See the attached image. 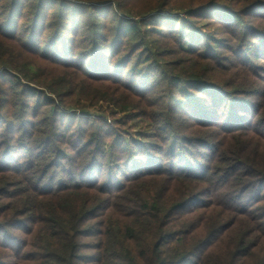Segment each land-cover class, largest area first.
Returning <instances> with one entry per match:
<instances>
[{
	"label": "trees",
	"instance_id": "16d2710c",
	"mask_svg": "<svg viewBox=\"0 0 264 264\" xmlns=\"http://www.w3.org/2000/svg\"><path fill=\"white\" fill-rule=\"evenodd\" d=\"M73 1L0 2V11L21 5L19 16L28 17L33 25L39 23L41 35L47 28L62 29L65 14L71 12L75 19L86 14L82 7L96 16L101 13L116 29L93 22L86 42L92 48L84 57L75 50L61 53L65 41L59 34L44 46L41 40L36 42V50H28L29 57L42 59L45 69L28 81L50 94L32 92L34 102L22 100L27 86L0 75V99L13 113L11 121L0 122V264H264V88L253 87L264 66L246 56L243 47L250 34L240 30L251 27L245 20L250 15L264 24V16L252 12L264 11V0ZM50 5L59 16L47 23L42 17ZM202 10L235 26L233 38L241 48L227 71L234 75L240 67L248 75L222 83L218 76L215 81V69L206 75L193 71L189 86L196 93L205 92L207 98L183 91L180 85L185 80L171 75L168 81L180 89L178 98L188 102L189 112L183 114L185 102L172 106L174 94L162 98L157 107L167 109L161 119L169 126H153L166 134L158 136L161 146L152 156L140 160L144 148L134 142L118 144L120 130L114 133L101 118L63 112L82 99L90 104L102 100L122 111L140 109L139 117L150 121L154 111L146 99L151 96L137 94L121 77L116 79L113 59L122 56L128 77L142 75V66L155 62L157 55L147 42L150 30L141 26L144 17L152 14L170 23L190 22ZM165 12L185 14L186 19ZM72 35L79 34L75 30ZM18 42L16 32L0 31V69L19 68L28 76L27 67L36 63L18 64ZM113 44L110 53L98 54ZM144 48L148 54L143 57ZM41 50L52 52L53 58L40 54ZM62 54L73 58L60 61ZM234 85V92H228ZM50 95L59 101L54 104ZM30 104L34 105L31 122L24 114ZM17 109L23 115H16ZM179 113L190 116L191 122L178 127ZM15 121L28 126H16ZM187 145L205 147L196 155L202 162L182 155Z\"/></svg>",
	"mask_w": 264,
	"mask_h": 264
},
{
	"label": "rangeland",
	"instance_id": "374dc122",
	"mask_svg": "<svg viewBox=\"0 0 264 264\" xmlns=\"http://www.w3.org/2000/svg\"><path fill=\"white\" fill-rule=\"evenodd\" d=\"M4 1L8 0H0V2ZM59 1L60 0H52V5L57 4ZM66 1L75 2L73 0ZM52 5L45 7L43 13L44 16L42 17V19L43 21L47 19V23H49L51 20H58L59 12L54 10ZM21 8V5L19 7L10 6L0 11V31L4 32L5 34H14V32H16V36L19 39L18 44L20 45L19 46L17 44L18 50L15 56L18 64H26V62L32 60L36 63V66L30 64L32 66L27 67L26 70L28 72V76H25L19 68L15 71L11 70L10 72L3 71V68H1L0 75L6 74L7 77H11L12 80H17V82H20V85L27 86L26 94L24 95L22 100L34 102L36 96H32V92H38V95H40L41 92L44 94H48L49 91L44 87H39L37 84L35 85V83L28 81L31 77L34 79L38 74V71L41 74L45 69L43 60L29 57L30 53L28 50L32 51L31 49H35V43L39 40L43 42V46L47 43L53 42L55 40V35L59 34L62 36V43L65 41V45L61 44L63 47L61 53H63L64 49H67L68 51L75 50L76 54H80L84 57L91 51L92 48V46H86L87 39L89 38L88 30H90L91 26H94L92 25L93 22L104 23L106 21L103 19V17H101V13L96 16L93 15L92 11L88 7H82L84 8L82 9V11L86 12V14L78 15L76 19L71 12L65 14L63 18L66 19V22L64 20L62 29L47 28L44 34L41 35V30H39V23L33 25L28 21V17L19 16V11L21 10ZM252 12H258L259 16H264V11L260 10L259 8L253 9ZM162 14L186 19L185 14H171L169 12H165ZM212 16L213 14L211 13V11L202 10L194 14V16L189 19L190 22L171 21L170 23V21L168 20L165 21L166 19H164L163 16L156 17L155 15L149 14L144 17V19H146L144 20V22H142L141 26L142 28L145 27L147 28V30H150V33L147 37V42L151 43V46L157 50V55H155L153 58L156 61L149 63L147 67L146 65H143L142 75H138L135 77L131 75L130 77H128V73L126 71L123 72L124 63L120 62L122 56L120 55L121 57L118 56L113 59V68L116 66V71H114L115 73H113V75L116 79H119V77H121L122 81L131 85V87L137 94L146 92L149 96H151L146 100L148 104L151 105V107H149V110L154 111V113L151 114V117L155 118L156 121H154L151 117L149 118L150 121H147L143 117H139L142 112L140 109L128 108L125 111H122L120 110V108L115 107L112 104L102 100L94 101L92 104H90L88 101L82 99L81 101H79V105H77L76 107H71V109H64L63 112H74L83 119L101 118L108 126H110V128H112L114 133L119 132L118 130H120V140L118 141V144L121 145L134 142V145L136 147L144 148L139 152V154H141L140 160H143L145 157L152 156L155 148L161 146L158 143V136H164L166 134L163 133L160 129H156V131L153 130V126H156L157 128H164L165 126H169V121L161 119V116L167 114V109L161 110V108L157 107V104L163 102L162 98L169 96V93L174 94L172 106L177 107V104L185 102L183 99L178 98V90L180 89H177V87L175 86L176 84H172L168 81L171 75L181 76L185 80L183 82L186 83H181L180 85V88L183 91L190 93L193 92L195 96H204V98H207L208 96L207 94H205V92H194L192 87L189 86L190 83L187 82L189 81L188 78L193 71H199L206 75L209 70L215 69L217 71V75H215V81H218L219 78L220 80L218 82L222 83H225L228 80H232L231 83L237 82L239 78L243 77V74L248 75V71L240 67L236 69L234 75H231V72L227 71L229 67L228 65L233 60H237L239 58L234 53L236 52V50L241 48V42L238 41V39L233 38L234 30H237L235 29V26H232L230 23H226L224 21V18L212 19ZM252 17L253 15H250L249 17H246L247 19H245L248 20V23L251 27H241L240 29L241 31L245 30L248 34H250V38L243 47V51L244 53H246V56L253 60V63H258L260 64V66H264V61H261V58L264 57V24L259 25L262 20L254 19ZM106 23V28H109L108 30H116L114 25L115 23H112L110 20H107ZM26 24H31V28L28 29V27H26ZM181 24H186V27H182ZM96 26L99 25H95V27ZM189 27H193L194 29L189 30ZM75 30H77L79 34L77 37H75V35H72ZM182 34L184 35L183 38H181ZM184 40H186V42H183ZM69 44H71V48ZM78 44L81 47L80 49L76 47L78 46ZM98 47L99 45L96 48L98 49ZM111 47L115 48V45L113 44L100 50L98 54L107 55L108 53H110ZM254 47L255 49H250ZM71 52L73 53V51ZM39 53L47 55L50 58H53L54 56L52 52L48 51L41 50ZM146 54L148 53H146V49L144 48L140 52V56L144 57ZM214 56L215 60H212V57ZM72 58L73 57L71 55L67 56L62 54L59 59L60 61L63 60L66 62L67 60L69 61ZM136 59L137 53L132 58V62H134ZM75 61L78 64L79 58H75ZM87 61L89 62L90 59H87ZM120 63L123 65L118 68V65H120ZM79 65H81V63H79ZM234 65L237 66V64ZM161 70L165 72L164 75L160 73ZM12 76L16 77V79ZM259 77L260 79H253V87L257 88L258 86H260V90H262L264 88V84H261V80H264V73L261 72ZM202 80L207 81L205 77ZM235 87L236 85H234V87H228L234 88L233 90L228 92H234ZM50 96V98L53 99L54 104L59 101L54 95ZM164 103L167 104L166 101ZM187 104L188 102H185L184 106L182 107V109L186 110L185 112H183V114H187L189 112V107L186 106ZM197 104L199 106L203 105L200 98L197 99ZM29 106L30 109L27 111V113L24 114L26 119L31 122L33 120L31 110L34 105L30 104ZM213 106L217 107L219 106V103ZM78 109H80V111H78ZM7 110L8 106H6L5 102L1 101L0 99V122L3 119L10 121L13 119V113H8ZM16 115L20 116L23 115V113L18 111L17 109ZM178 117L181 118L180 122L176 121L178 127L187 125L186 122H191L190 116H181V113H179ZM222 120L225 121L226 118L222 117ZM15 122L16 126H18L19 124H21L20 126L27 125V123H22L21 121ZM76 124H78V120L76 121ZM5 133L9 134L10 132L6 131L5 129ZM154 136L157 137L156 141ZM145 148L149 149L146 150ZM16 149L18 150V148ZM186 149L187 151H183L182 155L185 157L188 155L189 159H193L194 157H198L196 155L199 150L203 151L205 150V147L199 146L196 148H191L189 147V145H187ZM189 151H191V153ZM202 160L203 158H199V161L202 162Z\"/></svg>",
	"mask_w": 264,
	"mask_h": 264
}]
</instances>
